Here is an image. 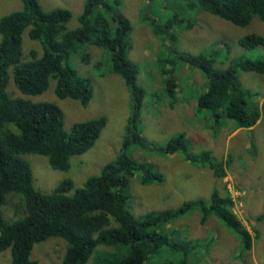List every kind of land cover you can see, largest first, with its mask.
<instances>
[{
  "label": "trees",
  "instance_id": "1",
  "mask_svg": "<svg viewBox=\"0 0 264 264\" xmlns=\"http://www.w3.org/2000/svg\"><path fill=\"white\" fill-rule=\"evenodd\" d=\"M191 1L198 10L239 26L256 18L264 21V0ZM22 2L21 9L0 19V252L11 249L9 264H44L33 259L32 253L38 243L50 237H61L67 242L62 264H87L91 259L93 264H155L156 256L165 251L182 255L176 264H188L197 242L172 239V233L178 231L165 229L170 222L194 211L200 212L201 223L215 216L235 232L242 240L241 254L251 250L253 237L234 211L235 201L228 188L226 193L214 189L209 199L186 200L174 209H155L142 216L131 210L128 188L134 177L140 176L143 184L163 182L166 177L152 162L134 156L135 148H155L140 129L144 90L137 84L140 67L130 56L133 27L120 10L121 0H85L79 26L73 29L67 27L73 15L70 9L46 10L40 0ZM153 25L154 31L162 34L163 27L155 22ZM172 25L168 22L167 28ZM194 26V20L186 24L187 28ZM28 29L30 37L41 44V53L31 49L24 55L23 35ZM240 43L255 49L264 46V36L250 33ZM90 46L110 52L111 67L106 72L121 75L131 90L132 112L122 146L117 156L82 186L76 187L67 178L53 192L44 193L35 186L32 166L24 155H44L53 168L68 170L74 155L95 145L108 118L78 121L68 130L64 111L56 103L10 94V70L25 95L43 93L54 78L60 98H73L87 105L93 98L94 85L71 60L84 51L83 59L90 61L91 54L86 50ZM179 58L205 74L206 84L198 96L196 113H207L215 126L230 119L236 128H249L264 119V102L260 105L239 79L241 71L264 74V58L231 61L225 70L216 69L213 56L204 53L181 52ZM176 62L169 60L170 68L164 69L171 107L178 100L177 80L169 74L175 71ZM158 149L167 154L181 151L186 160L210 168L219 178L227 174L228 166L211 150L194 152L184 133ZM8 206L13 212L9 217L5 215ZM259 219L264 220V214Z\"/></svg>",
  "mask_w": 264,
  "mask_h": 264
},
{
  "label": "rangeland",
  "instance_id": "2",
  "mask_svg": "<svg viewBox=\"0 0 264 264\" xmlns=\"http://www.w3.org/2000/svg\"><path fill=\"white\" fill-rule=\"evenodd\" d=\"M85 0H40L46 10L68 8L72 18L69 29L79 26V15ZM191 0H121L120 10L132 23L131 58L139 64L137 84L144 90L143 110L140 118L141 132L155 149L133 148L134 156L140 161L152 162L156 169L165 174V181L143 184L140 176L131 180L128 201L136 216L155 209H174L186 200L209 199L214 189L234 198V211L253 235L252 249L242 252V240L215 216L203 224L200 212L180 216L166 225L171 238L194 240L196 248L191 252L188 264H264V121L254 130L233 127L230 119L214 125L205 119L207 113L194 114L197 98L205 86V74L197 67L187 65L179 58L181 52L204 53L213 56L216 69L225 70L232 62L264 58V46L249 49L241 45L240 39L250 33L264 36V21L254 19L246 26H239L210 12L198 10ZM23 7L22 0H0L2 16ZM148 17V18H146ZM189 20L195 21L187 28ZM163 27L162 34L154 31V25ZM172 22V28L167 23ZM1 40V34H0ZM173 44V45H172ZM31 49L42 52L41 44L29 35H23V52L27 56ZM91 60L83 59V52L73 55L71 64L94 85L92 100L84 105L80 100L60 98L56 94V80L51 79L46 91L37 95H25L16 86L12 68L9 92L14 97L33 101H48L59 105L65 114L68 130L78 121L106 116L108 123L95 145L88 151L72 157L68 170L55 169L48 157L40 154H25L32 166L35 186L44 193L53 192L64 179L71 178L76 187L82 186L87 178L99 174L113 160L122 146L128 117L132 112L130 87L117 73H107L111 67V55L106 49L90 46L86 49ZM158 56V59L156 57ZM169 60H176V69L170 75L177 80L178 100L171 107L165 85L164 69ZM241 83L254 93V98L264 102V74L241 71ZM179 133H184L194 152L211 150L227 167L223 178L201 164H194L179 151L167 154L158 147ZM132 149V153H133ZM12 208H5V215L12 216ZM163 229V226L160 227ZM193 241V242H194ZM67 242L61 237H50L38 243L32 258L44 264H62ZM182 255L165 251L156 256L160 264H176ZM11 249L0 252V264H9ZM87 264H93L89 260Z\"/></svg>",
  "mask_w": 264,
  "mask_h": 264
},
{
  "label": "crops",
  "instance_id": "3",
  "mask_svg": "<svg viewBox=\"0 0 264 264\" xmlns=\"http://www.w3.org/2000/svg\"><path fill=\"white\" fill-rule=\"evenodd\" d=\"M156 59H158V56L156 57ZM187 65H190V64H188L187 63ZM168 68H170V65H169V67ZM167 68V69H168ZM164 71L165 70H163V73H164ZM165 74V73H164ZM205 78V77H204ZM205 84H206V79H205ZM178 88V87H177ZM204 88H205V86H204ZM203 88V89H204ZM246 88V87H245ZM247 89H249V88H247ZM201 93V92H200ZM200 95V94H199ZM169 99H170V97H169V95L167 96ZM177 99H178V97H177ZM198 99V98H197ZM256 100H257V102H259V104L260 105H262L263 104V101L262 102H260L259 101V99L258 98H255ZM171 100V99H170ZM195 110H194V114L197 116L198 115V113H196V111H197V102H196V106H195V108H194ZM207 118V120L209 121L210 120V118H208V117H206L205 116V119ZM232 121V120H231ZM262 121H264V119H263V117L257 122V124H255L254 126H252V127H249V128H247V127H240L241 129H249V130H254L256 127H257V125L258 124H260ZM233 127H235V125H233ZM236 128V127H235ZM239 129V128H238ZM174 154H176V153H174ZM250 231V230H249ZM250 233H251V231H250ZM251 235H252V233H251ZM252 237H253V235H252ZM252 249V248H251ZM250 251V250H249ZM248 252V251H247ZM241 253V252H240Z\"/></svg>",
  "mask_w": 264,
  "mask_h": 264
}]
</instances>
